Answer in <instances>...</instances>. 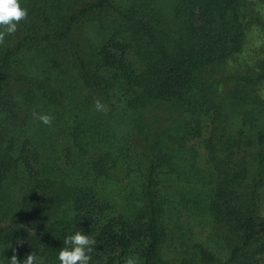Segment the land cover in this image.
<instances>
[{"label": "trees", "instance_id": "16d2710c", "mask_svg": "<svg viewBox=\"0 0 264 264\" xmlns=\"http://www.w3.org/2000/svg\"><path fill=\"white\" fill-rule=\"evenodd\" d=\"M242 1L172 0L168 20L161 0H20L0 45V264H59L77 230L91 264H264V57L244 52L264 0Z\"/></svg>", "mask_w": 264, "mask_h": 264}, {"label": "clouds", "instance_id": "9594fccd", "mask_svg": "<svg viewBox=\"0 0 264 264\" xmlns=\"http://www.w3.org/2000/svg\"><path fill=\"white\" fill-rule=\"evenodd\" d=\"M27 18L28 10L21 6L20 0H0V45L5 43V36L14 35L18 30V25ZM94 108L98 112L106 111V106L99 99L94 101ZM32 115L47 126H51L54 119L50 114L33 112ZM63 244L65 246L61 248L57 256L59 264H91V254L96 245L94 238L77 230L66 236ZM12 251L13 255L8 260V264H44L43 259L39 258L35 252L27 254L26 258L20 261L15 254L16 250L13 248ZM123 264H137V260L133 257H126Z\"/></svg>", "mask_w": 264, "mask_h": 264}, {"label": "rangeland", "instance_id": "374dc122", "mask_svg": "<svg viewBox=\"0 0 264 264\" xmlns=\"http://www.w3.org/2000/svg\"><path fill=\"white\" fill-rule=\"evenodd\" d=\"M121 1V0H119ZM122 1H125V0H122ZM255 1V0H254ZM257 1V0H256ZM245 2V4L243 5V3ZM161 7H162V14L164 15V17L166 19H170L171 17H173V14H172V11H171V5H172V0H161ZM242 5L245 7H247V9L252 12V10H259L261 12V7H259L260 3L257 1V5L254 4L252 2V0H244L242 1ZM94 25L92 23H88V22H85L83 26H81V30L79 31V33H77V35H80L82 37H84L87 42H97L99 40V37H97L96 35V32L94 30ZM259 28V27H258ZM257 30L253 27H250V29L247 31L248 35L249 36H246L247 37V41L248 43L246 44L245 46V50L244 52L246 53H249V56H247L246 59H249L250 61H253L254 59L258 58V57H264V45H260V42L258 41L257 37H258V34H256ZM257 39V40H256ZM256 40V41H255ZM255 41V42H254ZM251 42H254L256 44V47H252L255 51V52H250L249 51V47H250V44ZM243 57V55H242ZM241 61H230L229 63V66L232 67L234 66L236 63H240ZM205 73V71L203 72ZM264 85V83H263ZM24 90L25 89H22V93H24ZM261 93L264 95V87L263 89L261 90ZM115 117L119 118L120 120L118 122H116L114 125H113V129H115V131L120 128V127H123L124 126V121H125V116L123 115H115ZM116 131V132H117ZM200 151H203V150H200ZM170 226H173V224L170 222L169 224ZM191 225H193V229L194 231L201 235V237L203 239H205L206 235H207V227H205V229H201L200 230V227L196 226L194 222L191 223ZM183 234V231H179L176 233V236L175 238H179L181 237ZM200 237L201 240H203L202 238ZM204 243V242H203ZM208 246V245H207Z\"/></svg>", "mask_w": 264, "mask_h": 264}]
</instances>
